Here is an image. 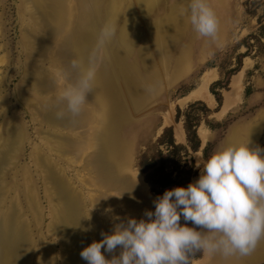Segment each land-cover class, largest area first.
Listing matches in <instances>:
<instances>
[{
  "label": "rangeland",
  "instance_id": "rangeland-1",
  "mask_svg": "<svg viewBox=\"0 0 264 264\" xmlns=\"http://www.w3.org/2000/svg\"><path fill=\"white\" fill-rule=\"evenodd\" d=\"M244 2L208 0L219 21L213 41L194 33L183 12L185 0H90L91 5L65 0L62 11L67 24L59 37L45 34L48 25L39 16L42 10L30 0H0V160L8 134L19 139L0 169V225L13 213L12 228L23 230L29 245V260L24 264H38L41 252L46 264H65L70 255L63 238L53 231L59 201L53 185L45 180L39 158L65 181L78 205L73 215L81 220V231L89 230L85 231L89 245L99 242L101 233L111 234L115 224L146 219L144 212L153 211L156 196L141 172L142 161L167 154L168 148L159 143L165 130L169 131L165 141L172 137L176 145L187 147L185 118L198 120L195 131L201 143L198 152L189 151L194 161L191 183L199 179L204 161L228 144L248 143L249 149L259 148L264 156V57L253 58V53L241 57L246 48L240 44L258 28L256 18L245 14ZM89 5L90 37L75 40L85 41L79 48L82 62H87L106 22L116 24V32L100 52L96 83L87 94L90 102L78 114L86 112L90 121L71 131L53 130L43 123H48V113L56 111L60 92L73 83L69 73L68 79L58 76L66 58L61 46L75 18ZM93 5L98 7L92 10ZM41 41L49 42L46 55H41ZM146 64L158 73L159 85L151 93ZM35 81H51L54 96L40 94L33 87ZM218 81L227 82L226 87L216 88ZM195 91L208 93L209 102L193 98L179 103ZM215 93L221 97L220 106ZM43 109L46 122L39 117ZM106 126L109 136L103 132ZM177 131L183 132L181 140L174 137ZM55 136L70 139L77 147L67 152ZM97 152L104 158L98 161ZM102 165V171L109 169L105 175L99 173ZM106 175L111 183L101 182ZM261 240L253 260L237 256L234 264H264V237ZM101 253L110 260L119 256L120 249L105 253L102 248ZM205 254L198 252L189 264H215L214 254ZM225 258L228 264L231 256Z\"/></svg>",
  "mask_w": 264,
  "mask_h": 264
},
{
  "label": "clouds",
  "instance_id": "clouds-1",
  "mask_svg": "<svg viewBox=\"0 0 264 264\" xmlns=\"http://www.w3.org/2000/svg\"><path fill=\"white\" fill-rule=\"evenodd\" d=\"M183 12L194 33L201 38L217 39L219 21L208 0H185ZM116 24L106 22L99 30L95 47L86 64L70 62L78 73L73 83L60 92L58 100L65 114L77 116L91 93L101 62L100 52L111 41ZM58 76L66 79L67 73ZM261 149L247 144H228L203 163V172L187 187L165 190L154 201V211H145L146 219L129 218L115 224L111 234H103L79 253L87 264H189L196 252L248 256L264 237V156ZM181 218L197 228L180 224ZM87 231V229H85ZM119 247V256L107 260L102 255Z\"/></svg>",
  "mask_w": 264,
  "mask_h": 264
},
{
  "label": "bare ground",
  "instance_id": "bare-ground-1",
  "mask_svg": "<svg viewBox=\"0 0 264 264\" xmlns=\"http://www.w3.org/2000/svg\"><path fill=\"white\" fill-rule=\"evenodd\" d=\"M64 1L65 0H45V1L30 0L31 4L36 6L37 9L42 10V12L39 13L40 14L39 16L41 19H43L47 23L48 27L47 28L44 27V31H45V34L47 32L50 35V37H59L58 35L63 34V30H65L67 23L65 22L66 17L62 11L63 7L66 6ZM80 3H81V5H88V4H90V0H80ZM90 5L82 8L83 12L79 14L80 16L77 19L75 18V26L73 27V29L70 33V36H68L67 40L63 41L62 46H61L62 54L66 57L65 61L60 63L62 65L61 71L69 73L71 75L73 82H75V80L77 79L78 73L73 71L70 68V62L73 59H79L82 61L83 57H82V53H80L79 48H80V46L84 45L85 41L81 43L79 40L78 43H76L75 40H77L78 37H83L82 39H85V37H90V23H89V21H90ZM95 6L93 5L92 10ZM96 7H98V6H96ZM51 25H53V26H51ZM39 48L42 51L41 55L42 54L46 55V52L49 51V42L48 41H44V42L41 41L39 44ZM85 64H86V60H85ZM145 68L147 70L145 79H146V81L149 85V88H150L149 92L151 93L153 90L157 89V87L159 85V83L156 82V80L158 79V73L156 72L155 69L151 70V68H152L151 64H146ZM67 79H68V77H67ZM27 81H28V78H27ZM207 84L208 83L205 80L202 82V88H203L204 92L207 88ZM52 85L53 84L51 83V81H35V82H33V87L40 94L45 95V96L50 95V94L52 96H54V94H53L54 93V87H52ZM61 89H59V90L61 91ZM201 93H200V91L199 92H196V91L191 92L186 98L181 100L179 103L182 104V103L187 102L193 98L199 99V100L201 99L202 101L209 102L210 97H209L208 93H204V94H201ZM86 102L87 103L90 102V96L89 95L88 96L86 95ZM58 103L59 104L54 107V109L56 111H54L53 113L50 112L47 114L46 120L48 123H43V124H47V125L49 124L48 126L50 128H52L53 130L58 129V127H59L61 129V131L65 130V129H67V131H69L70 129L77 128L79 125H82L83 123L90 121V119L87 120L88 114L86 112L83 113L82 116L81 115L71 116L70 114L66 113L63 118H57V115H56L57 112L65 111L64 103H62L61 101ZM40 114H41V116L39 115V117H41L42 121L44 122L45 121L44 109L40 111ZM57 125H59V126H57ZM103 132H105V134L107 136H109V126L104 127ZM182 133H181V131L175 132V134H174L175 139L181 140L182 139ZM107 136H105L103 134V138L106 137L108 139ZM7 137L9 140L7 139V143L5 145V148H6V152L4 153L5 155L0 160V169H2L1 167L4 166L9 161L8 160L9 155L14 152L15 146H17L19 144V139H18L16 134L14 135L12 132H10V134H8ZM54 139L58 143V146L62 147L64 150H67V152L70 151V149L77 147L74 144V142L69 141L70 139L67 140L66 138H63L62 136L61 137L55 136ZM63 152H65V151H63ZM103 158L104 157L100 156V154H99L98 161L103 159ZM38 162H39L41 168H43V170H44L43 172L45 173V175H44L45 180H47L49 183H51L54 187V190H55L54 194L56 195L54 197H56V199L59 201V202H57V205H58L57 209H56L57 214L54 217L53 231L57 235H59L61 238H63L64 246L67 248V250L70 254L69 256L66 257V259H64L65 260L64 263L65 264H87V262L80 257L79 253L83 250V248L88 246L89 242L87 243V240H86L87 237L86 236H89L88 235L89 233L86 235L85 231H81V229H82V224L80 222L81 220L79 221L77 219L76 214L73 215V213L78 209V207H77L78 205L75 204V200L72 199V194H70L68 192L67 187L65 185L66 184L65 181L61 177H59L58 174H56V172L54 171V168L51 166V164H49L43 158H39ZM96 162H95V164H96ZM104 167L105 166H103V165L99 167V169H100L99 173L100 174L103 173L105 175V173L108 172L109 169L108 170L106 169V171H104V170L102 171V169ZM102 180H105V182L109 181V179L107 178V175H106L105 179H103L101 176V182H102ZM109 183H111V181H109ZM25 194H27V193H25ZM61 207H63V210L61 209ZM60 211H63V212H60ZM13 218H14L13 213L9 214L6 218L4 217V220H3V222L6 224H3L4 226L0 225V264H16L19 262L24 264V263H27L29 260V258H28L29 255L27 254L28 252H26L27 247L29 246L27 244V240H26L27 237L25 235V232H23V230L17 231V228L15 229L16 231L13 230V228H12ZM87 231H89V230H87ZM200 231L204 232L206 230L200 229ZM261 244L263 245V241L260 239L257 242L256 247L260 246ZM41 254L40 255L38 254L39 255V258H38L39 261L36 263L46 264V262L44 260L43 252H41ZM205 256H208V255L205 254ZM214 256H215V258H213V259L215 261V264H218V263L224 264L227 262V261H225L226 258L223 255H221L220 253H215ZM237 256H239V255H232L231 258L228 260V264H234V262H236ZM241 257L242 258H248V259L251 258L253 260L256 257L255 250L252 252L251 255L241 256ZM193 264H198V262H194Z\"/></svg>",
  "mask_w": 264,
  "mask_h": 264
},
{
  "label": "trees",
  "instance_id": "trees-1",
  "mask_svg": "<svg viewBox=\"0 0 264 264\" xmlns=\"http://www.w3.org/2000/svg\"><path fill=\"white\" fill-rule=\"evenodd\" d=\"M244 12L248 16L256 18L257 26L256 32L246 37L240 46L246 48V52L241 57H264V0H245L243 3ZM260 11V15L257 13ZM227 82L218 81L214 84L216 88H225ZM216 94V102L220 106L221 97ZM248 94V91H246ZM198 120H190L185 118L183 130L186 137L187 147L176 145L169 137V141H165V136L169 132L165 130L162 134L159 143L164 144L168 149L166 155L159 153L156 158L145 159L144 167H141V172L144 174L145 181L150 187L151 192L157 197L162 196L165 190H171L175 187H187L191 183L194 175V161L189 155V151L196 153L200 150L201 143L195 131ZM211 127V125H210ZM212 128V127H211ZM209 144L202 150L203 157L206 158V152ZM154 211V209H153ZM180 224L185 225L181 218ZM185 226L193 227L199 230L191 222H187ZM198 252L194 253L190 259L197 258Z\"/></svg>",
  "mask_w": 264,
  "mask_h": 264
}]
</instances>
